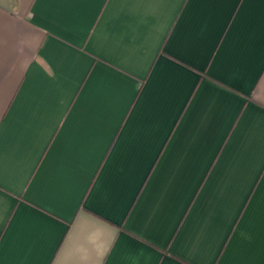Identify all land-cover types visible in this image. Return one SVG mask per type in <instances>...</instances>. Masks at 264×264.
I'll use <instances>...</instances> for the list:
<instances>
[{"label": "crops", "instance_id": "0c3cea01", "mask_svg": "<svg viewBox=\"0 0 264 264\" xmlns=\"http://www.w3.org/2000/svg\"><path fill=\"white\" fill-rule=\"evenodd\" d=\"M0 264H264V0H0Z\"/></svg>", "mask_w": 264, "mask_h": 264}]
</instances>
